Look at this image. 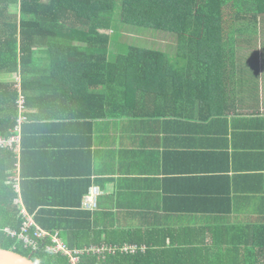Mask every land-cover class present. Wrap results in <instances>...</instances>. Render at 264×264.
Segmentation results:
<instances>
[{
    "label": "trees",
    "instance_id": "trees-1",
    "mask_svg": "<svg viewBox=\"0 0 264 264\" xmlns=\"http://www.w3.org/2000/svg\"><path fill=\"white\" fill-rule=\"evenodd\" d=\"M259 19H264V0H0V139L21 135V153L16 145H0V247L41 264H69L66 256L47 251L48 239L33 251L1 230H19L25 207L40 226L59 230L71 248L138 247L136 252H85L82 264H264V224L214 250L203 232L185 233L200 236L189 240L193 247L157 250L141 234L97 230L93 213L82 208L90 176L27 177L24 148L31 123L49 112L90 119L130 114L128 96L144 82H183L185 107L209 106L185 101L209 96L210 82L222 75L219 69L236 63L234 52L226 50L228 27L247 28ZM126 24L162 33L175 53L136 42L115 47ZM126 48L127 53L113 51ZM57 193H64L63 199Z\"/></svg>",
    "mask_w": 264,
    "mask_h": 264
},
{
    "label": "crops",
    "instance_id": "crops-1",
    "mask_svg": "<svg viewBox=\"0 0 264 264\" xmlns=\"http://www.w3.org/2000/svg\"><path fill=\"white\" fill-rule=\"evenodd\" d=\"M252 24L228 27L226 50L236 63L219 69L209 96L185 101L209 106L185 107L183 82L159 80L135 88L126 116L49 112L25 135L26 176H90V187L102 190L94 228L141 234L157 250L193 247L197 236L185 233H206L214 250L256 231L264 224V19ZM172 44L158 49L174 54ZM20 173L19 162L18 188Z\"/></svg>",
    "mask_w": 264,
    "mask_h": 264
},
{
    "label": "built area",
    "instance_id": "built-area-1",
    "mask_svg": "<svg viewBox=\"0 0 264 264\" xmlns=\"http://www.w3.org/2000/svg\"><path fill=\"white\" fill-rule=\"evenodd\" d=\"M21 107L23 108L24 99L20 101ZM25 119L24 116L21 117L20 122ZM20 125L17 126V130H20ZM21 135L11 136L10 138H1L0 145L13 146L16 145V151L20 150ZM102 194V190L99 186H92L89 188L88 192L83 197L82 208L84 210L93 211L99 207V197ZM21 215L23 217L22 224L19 230L4 227L1 229L6 232L11 237H19L23 241L24 246L33 251H37L40 248L41 243L45 240H49L46 244V249L48 252L61 254L68 258L69 264H82V255L85 252L95 253V254H105L106 252L115 253L118 250L122 252H136L138 247L134 245H92L85 248H71L64 238L60 235L59 230L50 231L42 226H40L34 215L28 212V210L23 207L21 210Z\"/></svg>",
    "mask_w": 264,
    "mask_h": 264
},
{
    "label": "rangeland",
    "instance_id": "rangeland-1",
    "mask_svg": "<svg viewBox=\"0 0 264 264\" xmlns=\"http://www.w3.org/2000/svg\"><path fill=\"white\" fill-rule=\"evenodd\" d=\"M122 33L123 36L119 40V43L115 45V47H119L121 45H123V47H126L127 44L130 45L133 42H136L138 45L145 44L147 45L146 47L158 49L161 47V44H163V47H165L169 45L171 41L170 38L167 37H165V39H160L159 37L164 36L160 32H155L145 27L130 24H126L124 26ZM261 59H263V57H261Z\"/></svg>",
    "mask_w": 264,
    "mask_h": 264
},
{
    "label": "water",
    "instance_id": "water-1",
    "mask_svg": "<svg viewBox=\"0 0 264 264\" xmlns=\"http://www.w3.org/2000/svg\"><path fill=\"white\" fill-rule=\"evenodd\" d=\"M0 264H41L31 257L0 247Z\"/></svg>",
    "mask_w": 264,
    "mask_h": 264
}]
</instances>
